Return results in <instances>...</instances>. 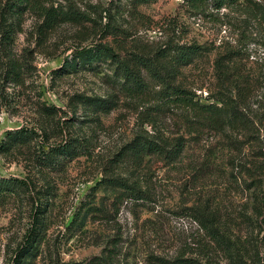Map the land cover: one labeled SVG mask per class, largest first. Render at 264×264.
<instances>
[{"label": "rangeland", "instance_id": "374dc122", "mask_svg": "<svg viewBox=\"0 0 264 264\" xmlns=\"http://www.w3.org/2000/svg\"><path fill=\"white\" fill-rule=\"evenodd\" d=\"M12 1L0 0V178L27 189L0 202V264H14L30 233L22 264L86 263L117 238L123 264L181 255L228 264L205 220L244 264L264 262V20L235 7L196 13L185 0H28L10 12ZM251 1L264 12V0ZM96 45L135 69L134 56L147 57L165 76L163 50L199 46L171 83L201 105L232 102L235 119L226 109L220 124L183 116L146 75L148 90L133 94L109 60L66 67ZM18 130L32 134L10 138ZM137 137L185 146L171 164L149 154L121 159ZM69 143L74 152L47 158ZM108 178L148 200L119 201Z\"/></svg>", "mask_w": 264, "mask_h": 264}, {"label": "trees", "instance_id": "16d2710c", "mask_svg": "<svg viewBox=\"0 0 264 264\" xmlns=\"http://www.w3.org/2000/svg\"><path fill=\"white\" fill-rule=\"evenodd\" d=\"M28 0H13L10 3L9 11L12 12L14 8L20 9L22 6L19 4L27 3ZM150 0H137L138 3H146ZM242 1V2H241ZM189 9L194 12L202 13L203 10L207 7L212 8L213 10L219 11L222 8L226 7H235L247 9L253 17L261 18L264 20V12L260 11L259 5L252 2L251 0H185ZM53 8L44 9V16L46 23L52 26L54 24L55 16ZM259 15H258V14ZM58 15V14H57ZM60 15V14H59ZM63 15V14H61ZM66 19H69L66 15H63ZM200 51L199 46L188 45V46H169L163 50L161 57L169 58V68H167V73L165 76L162 74L163 66L158 70L155 66L152 65L151 59L144 56H134L135 59H132L138 67L135 69L128 66L125 62L120 61L116 58L110 48L105 46L96 45L92 48L82 49L76 51L72 59L68 61L66 65L67 68H71L75 65L81 64L83 66L92 65L100 61L109 60L115 65V72H117L118 78H120L124 85L132 89L133 94H142L148 90V84L144 82V75L152 81L155 86L159 88L157 94L161 103L165 106H173L176 109H180L183 113V116L187 114L192 115L196 118L203 117L209 119L215 124H220L222 121H225V117L221 116V113L224 109L228 111L231 118L235 119L236 107L232 102H228L224 98H216V101L220 103V107H217L215 104L201 105L198 102L194 101L193 94L188 90L180 87L179 85H173L171 83L172 71H176L178 67L187 65L193 56L197 55ZM225 111V112H226ZM229 118V119H231ZM228 119V120H229ZM231 121V120H229ZM32 132H27L24 130L15 131L10 135V138L17 137L18 139L26 138L30 136ZM9 138V137H8ZM74 142V141H73ZM71 146V151L74 152L76 145L69 143L67 146H58L57 148H52L46 155L47 158H50L55 153L63 154ZM185 143L182 138H177L172 142H162L157 143L154 140H149L147 138H136L124 149L125 153L120 154V158L130 157L133 160L140 161V159L145 154L155 155L165 161L167 164H171L177 161L183 150ZM109 186L117 188L118 199L122 201L123 199L130 200L132 202H137L141 200H148L147 196L140 192L136 187H132L128 184L126 180L121 178H108L107 180ZM26 185L24 181L13 179V178H0V202L7 195L15 192L16 190L26 191ZM208 222L205 220L204 223L200 222L202 229H204L208 235V239L211 244L213 243L214 247L212 248L217 253H222L226 259H228V264H244L240 255H234L228 246L227 238L219 231L213 223H209L210 226L205 224ZM34 233H30L26 238L22 247L17 250V255L14 258V264H22L23 259L29 255L30 251L33 249V239ZM119 239V238H117ZM113 240L110 245V248L106 250L102 257L92 258L86 263H77V264H123L122 256L120 251V241ZM204 254L203 256H206ZM153 263L155 264H215L212 263L211 259L207 262H202L200 259L195 258H185L183 255L176 256L170 259L162 257H153ZM259 264H264V262H259Z\"/></svg>", "mask_w": 264, "mask_h": 264}]
</instances>
